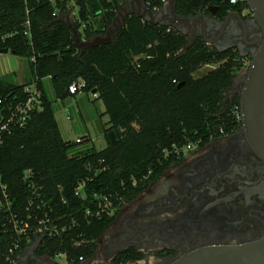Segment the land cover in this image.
Here are the masks:
<instances>
[{"label":"trees","instance_id":"16d2710c","mask_svg":"<svg viewBox=\"0 0 264 264\" xmlns=\"http://www.w3.org/2000/svg\"><path fill=\"white\" fill-rule=\"evenodd\" d=\"M124 1L75 0L70 23L63 18L72 11L70 0H0V49L26 59L32 78L23 85L0 79V117L25 101V87L33 83L42 103V110L32 112L23 126L2 135L0 174L19 217L40 219L51 205L54 224L65 231L43 239L35 254L48 259L64 255L66 264L91 259L98 238L123 205L180 161L186 146H202L241 126L234 118L239 98H226L245 66L236 51H218L200 37L184 51L187 35L136 14L125 17L113 41L79 47L72 27L85 41L104 36ZM165 1L145 3L159 10ZM247 7L245 0H175V14L187 18L215 8L213 16L223 19L229 11L241 13ZM205 65L214 68L195 77ZM45 78L59 101L78 95L68 92L78 80L84 82L82 92L95 90L108 117L103 149H77L82 140L62 138ZM106 203L111 205L104 209ZM5 216L0 210V258L18 237ZM25 245L22 240L19 249ZM141 256L130 249L112 263Z\"/></svg>","mask_w":264,"mask_h":264},{"label":"flooded vegetation","instance_id":"af4514ba","mask_svg":"<svg viewBox=\"0 0 264 264\" xmlns=\"http://www.w3.org/2000/svg\"><path fill=\"white\" fill-rule=\"evenodd\" d=\"M241 14L242 21L235 14L225 23L226 16L219 19L221 36L215 40L216 47L212 45L236 51L245 59L242 74L234 78L226 92L227 100L239 98V108L246 71L260 38L251 9L247 7ZM191 26L182 24L185 31L192 30ZM263 238L264 159L240 126L184 152L180 161L121 208L98 240L100 248L95 256L99 253L108 257L113 264L117 254L133 249L141 258L121 264H172L198 249L243 245ZM48 261L28 251L17 264Z\"/></svg>","mask_w":264,"mask_h":264},{"label":"water","instance_id":"95a60500","mask_svg":"<svg viewBox=\"0 0 264 264\" xmlns=\"http://www.w3.org/2000/svg\"><path fill=\"white\" fill-rule=\"evenodd\" d=\"M253 13L252 21L260 28L259 46L252 55L246 71L244 87L241 92L240 113L241 128L245 131L249 143L255 152L264 159V0H245ZM215 8H209V14H203L200 10L197 16L180 17L175 14V0H167L159 10L150 9L145 0H125L117 10L111 25L104 36L95 37L90 41L80 39L76 29L72 27L73 35L80 48L85 49L99 43H108L114 40L115 33L125 25V17L136 14L145 21L154 24L171 26L180 33L189 37L184 51L190 47L197 37L202 38L206 44L215 45V40L221 36L222 21L214 18ZM231 14L242 21V14L236 11L229 12L224 23ZM165 18L167 20H165ZM193 24L192 30L185 31L182 24ZM211 33V37L208 35ZM232 47V46H231ZM218 51L225 49L215 48ZM8 49H0V53H6ZM142 57L138 58L140 61ZM93 93L95 90L92 91ZM112 142L115 141L114 133L109 132ZM41 238L30 245L29 251L35 253ZM98 242V240H97ZM96 254V252H95ZM93 255V257L95 256ZM26 256L23 252L20 258ZM264 262V238L252 243L235 246H212L185 254L172 264H259Z\"/></svg>","mask_w":264,"mask_h":264},{"label":"built area","instance_id":"2783aa9c","mask_svg":"<svg viewBox=\"0 0 264 264\" xmlns=\"http://www.w3.org/2000/svg\"><path fill=\"white\" fill-rule=\"evenodd\" d=\"M237 1L238 0H231L232 3H236ZM70 2L73 6L71 9L72 11L70 12V15L73 17V15L76 14L75 0H70ZM212 68H214V66ZM83 86H84V82L82 80H78L69 85L68 92L70 94L83 93L82 92ZM25 90L27 92V97L25 101L16 104L14 108L10 110L7 116L0 117V139L2 138L3 134L10 133L14 127L23 126L27 122L32 112L34 111L40 112L42 110V103L40 99L41 91L37 87L36 83L28 85L27 87H25ZM91 94L95 100L98 99L97 93L91 92ZM234 118L237 122L241 123V113L239 110V106L236 107L234 110ZM77 141H80V140L77 139ZM0 144H1V141H0ZM193 146L194 145H188L184 148L183 151L187 152ZM102 200H104V198ZM110 205H111L110 203H106L104 206V209L109 208ZM47 207L49 210L40 219L35 217L30 222L31 216H27V218L25 219L19 217L17 213H14L12 210V206H11V202L8 197L6 185L2 181V176L0 174V210L6 214L5 216L6 221L12 226V230L18 236L12 242L11 246L8 249V252L3 255L4 258H0V264H17L23 252H26V256H27V253L29 251L28 249L30 248V245L33 242H35V240H37L38 238H41V241L45 238L51 239L56 236H60L61 233L65 231V227H61L59 229L54 224V221L49 214V211L52 210L51 205H47ZM104 209H102V211ZM32 238L33 240L31 241ZM22 240H26V245L24 249L21 251L19 248H20V244L22 243ZM18 251L19 253H17ZM58 257H60V255H57L56 258ZM55 264H58V263L56 262Z\"/></svg>","mask_w":264,"mask_h":264},{"label":"rangeland","instance_id":"374dc122","mask_svg":"<svg viewBox=\"0 0 264 264\" xmlns=\"http://www.w3.org/2000/svg\"><path fill=\"white\" fill-rule=\"evenodd\" d=\"M213 66H203L194 74L195 77H200L212 69ZM26 70V67H25ZM242 74L241 71L236 73V76ZM23 80L14 79L15 83H20ZM43 86L49 100L52 101V109L56 117L62 138L65 141L76 142L77 139L82 140L78 144L77 149L93 145L97 150L105 147L103 134L106 127L107 115H104V106L100 100H94L91 93H80L76 97H69L63 101L55 99L51 82L48 78L43 80ZM86 137L88 141L86 140ZM128 203L122 207L126 208ZM102 236V235H101ZM100 236V237H101ZM98 238V240L100 239ZM99 242V241H98ZM100 242L98 243V248ZM60 255L57 258L58 264H65V259ZM92 264H110L108 257L104 258L99 253L94 257Z\"/></svg>","mask_w":264,"mask_h":264},{"label":"crops","instance_id":"0c3cea01","mask_svg":"<svg viewBox=\"0 0 264 264\" xmlns=\"http://www.w3.org/2000/svg\"><path fill=\"white\" fill-rule=\"evenodd\" d=\"M63 18H65V20L69 21L70 23L73 19V17L70 15V13L63 15ZM80 39L85 41L81 37H80ZM25 67H26V70H25ZM0 79H6L9 82L17 84V85H23V84H27V83L29 84V82L31 83L32 78L30 77L28 61L24 58H20V57H17L15 55L11 54L9 51L6 53H0ZM14 79H21L23 81L20 83H15ZM107 122H108V120L106 121L105 129H107L109 127ZM103 139H104V134H103ZM86 140H88L87 137H86ZM88 141H92V140H88ZM104 143H105V141H104ZM97 244H98V242H97ZM62 257L65 259V256H62ZM56 260H57V258H55V259L49 258L48 264H55L57 262ZM93 260H94V257H92L91 259L82 261L81 264H92Z\"/></svg>","mask_w":264,"mask_h":264}]
</instances>
